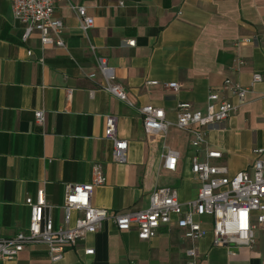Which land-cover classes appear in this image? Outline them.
<instances>
[{
  "label": "crops",
  "instance_id": "0c3cea01",
  "mask_svg": "<svg viewBox=\"0 0 264 264\" xmlns=\"http://www.w3.org/2000/svg\"><path fill=\"white\" fill-rule=\"evenodd\" d=\"M68 3L83 5L93 17L87 35ZM54 15L63 22L64 46L42 47L37 31L21 39L25 25L13 20L9 0H0V237L27 228L25 199L39 187L58 225L64 185L88 181L95 162L106 178L93 191L97 207L144 209L161 186L175 189L181 202L194 198L200 185L190 171L195 149L189 133L174 125L176 104L203 109L211 91L236 102L221 88L224 79L248 86L253 72H264V0H58ZM241 38L251 42L236 44ZM132 39L133 46L124 43ZM97 56L114 67L134 106L101 89ZM237 59L244 61L239 67ZM169 82L178 83V90L163 86ZM147 104L164 110L172 123L166 134L145 132L137 108ZM35 109L44 111L42 124L35 122ZM109 114L117 136L127 141L124 163L113 159L112 141L104 137ZM205 132L206 146L222 153L212 163L226 166L229 175L252 171V149L264 147V82ZM166 148L179 153L175 170L162 165ZM197 218L207 229L196 244L197 264H264V224L257 226L252 247L229 254L213 243L211 217ZM188 244L173 223L141 240L134 228L119 231L106 220L59 260L50 259L45 244L33 243L0 264H185ZM85 247L93 254H85Z\"/></svg>",
  "mask_w": 264,
  "mask_h": 264
},
{
  "label": "built area",
  "instance_id": "2783aa9c",
  "mask_svg": "<svg viewBox=\"0 0 264 264\" xmlns=\"http://www.w3.org/2000/svg\"><path fill=\"white\" fill-rule=\"evenodd\" d=\"M58 0H9L13 20L25 25L21 39L25 41L32 31H37L42 47L52 45L63 47V22L54 15ZM67 1V0H66ZM78 18L80 31L87 35L93 27L94 20L83 5L68 3ZM122 6L123 2L119 1ZM264 38V33H263ZM251 42V38H241L236 44ZM125 44L133 46L135 40H126ZM92 52L93 44L89 45ZM27 55H32L28 50ZM244 63L236 60V67ZM96 65L103 79L101 89L134 106L124 87L117 81L113 66L102 56L96 57ZM264 82V72H253L248 86L225 78L222 89L235 97L233 102L228 97L220 96L219 91H211L203 109H196L187 101L176 104V121L174 125L189 133L190 145L195 153L190 159V171L199 180L196 196L181 202L175 189L168 186L156 187L149 195L148 206L144 209L114 212L97 207L92 202L93 191L105 183L102 165L92 163L89 180L83 183H66L64 199L61 205L63 217L58 225L54 224L52 208L46 200L43 187L36 190L35 197H27L25 204L29 207V223L25 230L10 237H0V260H14L29 244L42 243L47 246L52 261L63 257L67 249L76 247L79 241L96 232L101 224L109 220L119 231L135 229L137 237L148 240L157 234L161 226L174 224L182 230L183 238L188 241L184 250L185 264H197V241L207 234V229L198 220L199 216L212 219L213 243L225 247L229 254H234L239 247L250 248L255 241V230L264 224V147H254L252 171L242 170L232 175L227 167L212 163L222 153L218 149H209L205 130L227 119L238 106L246 102V94L254 84ZM157 84V81H148ZM166 88L177 91L178 83H163ZM142 115L143 128L147 133L166 134L172 123L165 118L161 107L147 104L137 108ZM35 122L42 124L44 111L34 110ZM104 137L113 144V159L117 163L126 161L127 141L116 133V118L105 115ZM202 153V156L200 155ZM178 151L166 148L162 154L163 167L175 170ZM85 254H93L92 247H85Z\"/></svg>",
  "mask_w": 264,
  "mask_h": 264
}]
</instances>
